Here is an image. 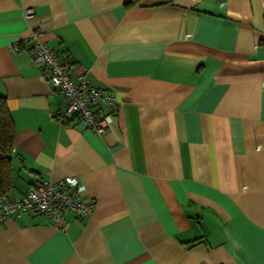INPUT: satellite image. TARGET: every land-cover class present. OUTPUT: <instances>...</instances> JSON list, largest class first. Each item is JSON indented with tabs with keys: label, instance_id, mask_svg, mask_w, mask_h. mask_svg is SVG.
I'll return each mask as SVG.
<instances>
[{
	"label": "crops",
	"instance_id": "obj_1",
	"mask_svg": "<svg viewBox=\"0 0 264 264\" xmlns=\"http://www.w3.org/2000/svg\"><path fill=\"white\" fill-rule=\"evenodd\" d=\"M33 33L115 97L103 135L53 120L63 97L10 49ZM0 96L8 198L75 177L94 205L66 232L4 219L0 264H264V0H0Z\"/></svg>",
	"mask_w": 264,
	"mask_h": 264
},
{
	"label": "built area",
	"instance_id": "obj_2",
	"mask_svg": "<svg viewBox=\"0 0 264 264\" xmlns=\"http://www.w3.org/2000/svg\"><path fill=\"white\" fill-rule=\"evenodd\" d=\"M23 14L29 18L34 11L25 8ZM22 43L29 44L33 64L44 71L51 90L64 99L63 106L53 120L63 125L76 119L94 134L103 135L116 118L115 97L107 90L91 86L83 76L74 77L59 54L38 40L37 33L13 42L11 51L18 52ZM85 192V185L75 177H65L56 182L42 179L31 185L23 197L6 198L0 202V222L31 212L43 216L55 229L66 232L67 213L78 219L93 213L94 205L84 199Z\"/></svg>",
	"mask_w": 264,
	"mask_h": 264
},
{
	"label": "trees",
	"instance_id": "obj_3",
	"mask_svg": "<svg viewBox=\"0 0 264 264\" xmlns=\"http://www.w3.org/2000/svg\"><path fill=\"white\" fill-rule=\"evenodd\" d=\"M15 145V126L6 97L0 96V202L8 198L13 188L12 155Z\"/></svg>",
	"mask_w": 264,
	"mask_h": 264
}]
</instances>
